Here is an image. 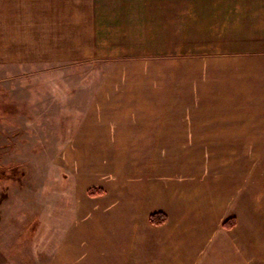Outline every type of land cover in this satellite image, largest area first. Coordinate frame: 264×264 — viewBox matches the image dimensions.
<instances>
[{"label":"crops","instance_id":"crops-1","mask_svg":"<svg viewBox=\"0 0 264 264\" xmlns=\"http://www.w3.org/2000/svg\"><path fill=\"white\" fill-rule=\"evenodd\" d=\"M90 6L94 23L88 37L109 43L107 53L94 56L126 58L134 73L140 70V88L131 89H140V95L131 94L140 99L134 104L189 107L183 113H141L123 134L172 139L179 154L197 147L220 152L223 139L259 146L264 0H92ZM143 169L114 174L126 184L124 197H109L104 205L82 203L87 213L76 217L62 239L60 264H261L255 251L262 229L254 225L255 201L240 200L241 175L230 179L221 165L179 162L171 168L179 177L169 183L168 173L159 171L150 173L157 179L146 178L148 169L139 177ZM162 190L164 206L160 196L155 199ZM102 196L92 198L98 202ZM237 210L246 211L251 227L245 222L240 228ZM155 212L166 213L168 222L151 225ZM230 216L236 224L228 229ZM240 250L253 252L240 257Z\"/></svg>","mask_w":264,"mask_h":264},{"label":"rangeland","instance_id":"rangeland-1","mask_svg":"<svg viewBox=\"0 0 264 264\" xmlns=\"http://www.w3.org/2000/svg\"><path fill=\"white\" fill-rule=\"evenodd\" d=\"M90 3L0 0V264H60L62 239L87 213L82 203L104 205L126 194L115 173L133 174L144 165L139 177L148 169L146 178L157 179L150 173L159 171L171 183L179 162L221 165L230 179L241 175L240 200L256 204L254 225L262 234L255 253L264 264V139L258 147L223 139L220 152L197 147L179 154L172 139L123 134L141 113L189 107L134 104L140 102L131 95L140 88V70L134 73L126 58L94 56L107 53L109 43L88 37ZM92 188L105 191L98 202ZM158 196L160 205L168 203L163 190ZM237 213L240 228L251 227L246 211ZM243 252L253 251L240 250V257Z\"/></svg>","mask_w":264,"mask_h":264},{"label":"trees","instance_id":"trees-1","mask_svg":"<svg viewBox=\"0 0 264 264\" xmlns=\"http://www.w3.org/2000/svg\"><path fill=\"white\" fill-rule=\"evenodd\" d=\"M104 193L105 191L100 188H92L89 190V195L92 197L101 196L104 195ZM149 222L154 226H162L168 222V216L164 212H155L149 216ZM235 224L234 218H232L224 223V227L231 229L235 226Z\"/></svg>","mask_w":264,"mask_h":264}]
</instances>
